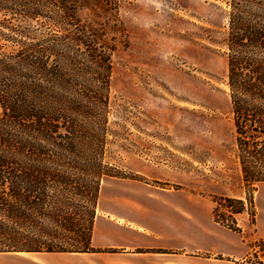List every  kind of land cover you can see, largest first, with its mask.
<instances>
[{"label": "trees", "instance_id": "trees-1", "mask_svg": "<svg viewBox=\"0 0 264 264\" xmlns=\"http://www.w3.org/2000/svg\"><path fill=\"white\" fill-rule=\"evenodd\" d=\"M228 4L235 157L254 193L264 184V0ZM121 8L122 0H0V39L14 44L0 45V253L93 250L103 180L118 177L104 159L114 57L128 38ZM14 19L35 28L7 24ZM216 203L215 221L240 231L245 202Z\"/></svg>", "mask_w": 264, "mask_h": 264}, {"label": "rangeland", "instance_id": "rangeland-1", "mask_svg": "<svg viewBox=\"0 0 264 264\" xmlns=\"http://www.w3.org/2000/svg\"><path fill=\"white\" fill-rule=\"evenodd\" d=\"M228 1L122 0L128 38L114 57L104 159L118 177L103 183L125 179L136 191L149 184L177 200L192 197L208 205L213 216L218 197L242 199L245 212L236 215L240 231L234 232L242 239V252L249 246L262 252L264 241L256 232L258 221L264 222V184L254 193L246 189L235 157ZM7 24L33 30L36 23L14 19ZM0 45L6 51L14 47L6 39ZM9 255L18 254L0 253V264H12L14 258L2 261ZM259 261L257 256L242 260Z\"/></svg>", "mask_w": 264, "mask_h": 264}, {"label": "crops", "instance_id": "crops-1", "mask_svg": "<svg viewBox=\"0 0 264 264\" xmlns=\"http://www.w3.org/2000/svg\"><path fill=\"white\" fill-rule=\"evenodd\" d=\"M146 174L145 171H139ZM130 181H104L89 252L33 253L37 258L9 255L12 264H264V250L249 246L208 214L210 207L192 197L177 200L155 186ZM204 206L205 214H199ZM264 241V222L257 232ZM255 254V255H254ZM257 256L260 263L242 262Z\"/></svg>", "mask_w": 264, "mask_h": 264}, {"label": "bare ground", "instance_id": "bare-ground-1", "mask_svg": "<svg viewBox=\"0 0 264 264\" xmlns=\"http://www.w3.org/2000/svg\"><path fill=\"white\" fill-rule=\"evenodd\" d=\"M16 254H18L19 256H23V255H35V254H33V253H27V252H19V253H16ZM33 258V257H32ZM34 258H37V257H34Z\"/></svg>", "mask_w": 264, "mask_h": 264}]
</instances>
